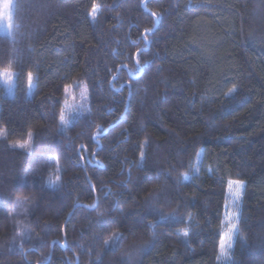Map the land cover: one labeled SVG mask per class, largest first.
<instances>
[{"label":"trees","instance_id":"obj_1","mask_svg":"<svg viewBox=\"0 0 264 264\" xmlns=\"http://www.w3.org/2000/svg\"><path fill=\"white\" fill-rule=\"evenodd\" d=\"M14 5L0 264H264V0ZM67 87L82 106L61 129ZM29 133L31 152L10 147Z\"/></svg>","mask_w":264,"mask_h":264},{"label":"snow or ice","instance_id":"obj_2","mask_svg":"<svg viewBox=\"0 0 264 264\" xmlns=\"http://www.w3.org/2000/svg\"><path fill=\"white\" fill-rule=\"evenodd\" d=\"M14 7H18V5H14L13 0H0V29H3L8 36H13L14 30L18 28V25L14 24ZM98 11H99V7L94 4L92 7V14H91L93 19H95V15ZM153 15H155V13H153ZM145 32L151 33V32H154V29H145ZM137 63H139V61H137ZM11 67H12L11 65H8L7 67L0 69V72H3L4 76H6L9 79H11L13 75L11 71ZM27 77H28V84L31 87L32 81H33V73L28 72ZM237 91L238 89L235 86H233L232 88L228 90V93L226 94V98H234L235 93ZM85 99H87V97H85ZM60 122L64 124L65 126H67V120H66L63 110L61 111V114H60ZM29 135L31 136L32 134L29 133ZM10 147L22 149L25 152H29L32 147V142L31 140H29L25 143H17V144L10 145ZM83 147L84 146L82 145L81 148ZM146 147H147V144L141 145L142 149ZM140 156H141V164H143L144 160L146 159V152L141 151ZM80 159H83V157H80ZM57 180H59V177H57ZM233 185L235 186V190H233ZM244 187H245V182L242 180L229 181V192L232 195L234 203L238 204V202L241 200V189H243ZM93 190H94V186H93ZM189 219H191V217H189ZM238 232H239V229H238L237 223H232L228 229V232L226 234H221L219 236L220 250H221L220 255L225 256L226 259H227V253L225 249L232 248V244L226 243V242L232 241L233 235L238 234ZM184 235H188V233L185 232ZM121 239H123L122 236H120L119 234H114L113 241H105L104 243H105V246L107 247L112 242H115ZM21 254L23 255L22 246H21Z\"/></svg>","mask_w":264,"mask_h":264},{"label":"rangeland","instance_id":"obj_3","mask_svg":"<svg viewBox=\"0 0 264 264\" xmlns=\"http://www.w3.org/2000/svg\"><path fill=\"white\" fill-rule=\"evenodd\" d=\"M13 2L15 3V0H13ZM0 34H4V35H7L6 32L3 30V29H0ZM8 36V35H7ZM11 37V36H10ZM13 75H12V78L9 79L7 78L6 76H4L3 72L0 73V76H1V81L3 82L4 84V95L5 96H11L13 94V91H14V85H15V76H14V72H12ZM35 88V83H34V80L32 81V85L31 87L29 86L28 84V94L31 95L33 90ZM65 97H66V104L63 106V111H64V114H65V117H66V120H67V126L68 124L70 123L73 115L77 112V110L82 106L81 105V98L79 100H75V97H74V94L72 92V90L70 88H66L65 90ZM75 101V102H74ZM67 126H65L64 124H62L60 122V127L61 129H65ZM0 134H4V130H1L0 131ZM32 138L33 136L29 135L27 140L26 141H20V142H12L11 145L13 144H17V143H25L29 140H31L32 142V147H31V150L29 152L32 151L33 148V141H32ZM18 149V148H17ZM22 150V149H21ZM46 152H48L46 150ZM49 158L50 160V157H47V159ZM201 159V154L199 155L198 157V161H197V164H196V168L198 166V163H199V160ZM55 178V177H53ZM184 179H187V175L184 176ZM53 182H55V179H52L51 180V184H54ZM18 216V215H17ZM19 217V216H18Z\"/></svg>","mask_w":264,"mask_h":264},{"label":"water","instance_id":"obj_4","mask_svg":"<svg viewBox=\"0 0 264 264\" xmlns=\"http://www.w3.org/2000/svg\"><path fill=\"white\" fill-rule=\"evenodd\" d=\"M77 205H78V204H77ZM77 205L74 206L73 210L76 208ZM73 210H72V211H73ZM72 211L70 212V214L72 213ZM70 214H69L68 218L70 217ZM68 218H67V220H68ZM67 220H66V222H67ZM66 222H65V224H66ZM65 224H64V227H65ZM63 246H66V243H65V242H63ZM76 263H77V262H76Z\"/></svg>","mask_w":264,"mask_h":264}]
</instances>
